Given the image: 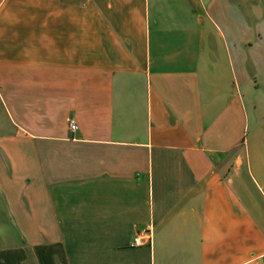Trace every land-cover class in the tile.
Here are the masks:
<instances>
[{"label":"crops","instance_id":"0c3cea01","mask_svg":"<svg viewBox=\"0 0 264 264\" xmlns=\"http://www.w3.org/2000/svg\"><path fill=\"white\" fill-rule=\"evenodd\" d=\"M0 264H264L262 0H0Z\"/></svg>","mask_w":264,"mask_h":264},{"label":"built area","instance_id":"2783aa9c","mask_svg":"<svg viewBox=\"0 0 264 264\" xmlns=\"http://www.w3.org/2000/svg\"><path fill=\"white\" fill-rule=\"evenodd\" d=\"M70 128L74 129V122L70 121ZM153 241V226L151 224H147L144 228L139 229L136 235L133 238V245H141L146 243L151 245Z\"/></svg>","mask_w":264,"mask_h":264},{"label":"rangeland","instance_id":"374dc122","mask_svg":"<svg viewBox=\"0 0 264 264\" xmlns=\"http://www.w3.org/2000/svg\"><path fill=\"white\" fill-rule=\"evenodd\" d=\"M252 1H256V0H252ZM263 1V3H264V0H262Z\"/></svg>","mask_w":264,"mask_h":264}]
</instances>
